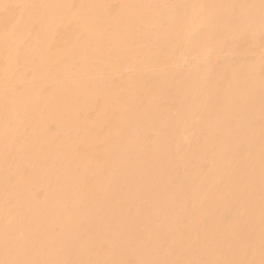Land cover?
<instances>
[{
	"label": "bare ground",
	"instance_id": "1",
	"mask_svg": "<svg viewBox=\"0 0 264 264\" xmlns=\"http://www.w3.org/2000/svg\"><path fill=\"white\" fill-rule=\"evenodd\" d=\"M0 264H264V0H0Z\"/></svg>",
	"mask_w": 264,
	"mask_h": 264
}]
</instances>
